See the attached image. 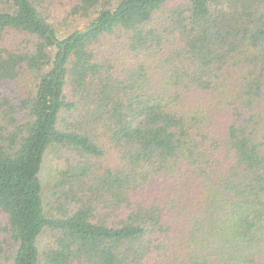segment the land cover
Wrapping results in <instances>:
<instances>
[{
    "label": "trees",
    "instance_id": "obj_1",
    "mask_svg": "<svg viewBox=\"0 0 264 264\" xmlns=\"http://www.w3.org/2000/svg\"><path fill=\"white\" fill-rule=\"evenodd\" d=\"M68 1L0 0V264H264V0Z\"/></svg>",
    "mask_w": 264,
    "mask_h": 264
},
{
    "label": "rangeland",
    "instance_id": "obj_2",
    "mask_svg": "<svg viewBox=\"0 0 264 264\" xmlns=\"http://www.w3.org/2000/svg\"><path fill=\"white\" fill-rule=\"evenodd\" d=\"M69 10H70V4L68 0H54V7L52 8V15H53V19L55 20V23L57 24V27L59 26L60 28L62 25H65L69 27L77 26L82 29L84 25L86 24V21L84 20L72 21L70 19L69 20L67 19V21L65 22V18L67 17ZM67 159H69L70 161L73 159V157L69 154ZM67 159H64L63 157H61L60 160L58 159L53 160L52 157L49 156L45 162V166H44L43 173H42L43 181H47V178H50L48 176L52 174V170L53 168L56 167V165L66 163ZM5 252L3 254H6Z\"/></svg>",
    "mask_w": 264,
    "mask_h": 264
}]
</instances>
